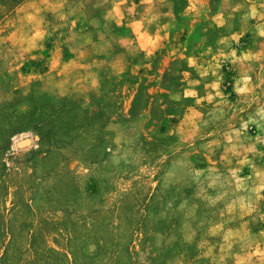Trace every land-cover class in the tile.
Masks as SVG:
<instances>
[{
	"label": "rangeland",
	"instance_id": "374dc122",
	"mask_svg": "<svg viewBox=\"0 0 264 264\" xmlns=\"http://www.w3.org/2000/svg\"><path fill=\"white\" fill-rule=\"evenodd\" d=\"M0 264H264V0H0Z\"/></svg>",
	"mask_w": 264,
	"mask_h": 264
}]
</instances>
